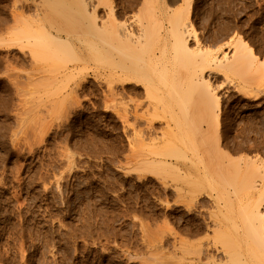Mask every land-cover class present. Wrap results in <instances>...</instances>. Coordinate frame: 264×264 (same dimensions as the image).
<instances>
[{
	"label": "rangeland",
	"instance_id": "obj_1",
	"mask_svg": "<svg viewBox=\"0 0 264 264\" xmlns=\"http://www.w3.org/2000/svg\"><path fill=\"white\" fill-rule=\"evenodd\" d=\"M8 1L0 0V264H204L192 251L208 242V220L248 212L264 193V0L84 1L99 24L111 7L121 21L143 17L152 32L162 23L173 60L155 75L156 99L144 85L118 80L88 42H78L87 59L71 72L69 86L47 82L50 73L28 47L5 43L14 5ZM178 14L189 24L190 49L176 59ZM241 38L257 56L249 72L213 62L205 66L208 85L184 80L201 51L216 58ZM181 137L188 159L166 153L170 139L181 146Z\"/></svg>",
	"mask_w": 264,
	"mask_h": 264
},
{
	"label": "bare ground",
	"instance_id": "obj_2",
	"mask_svg": "<svg viewBox=\"0 0 264 264\" xmlns=\"http://www.w3.org/2000/svg\"><path fill=\"white\" fill-rule=\"evenodd\" d=\"M76 1H79V0H76ZM84 1H87V0H82V2L84 4L83 8H82V6L79 3H77V4H79V6L76 5V3H74V0H14V2H13L14 5L11 7L10 13L8 12V14H10V15L8 17L6 16V18H5V22L7 25V26L5 25L6 29H7L6 30L7 34L5 36V43H7L9 46L17 45V46H21L23 48L28 47L31 55L33 56L32 60L35 61V64H38L39 67L44 69L46 72L48 71L47 73H50L49 76L46 75L45 80L47 79V82L49 80L54 81V82H56V84L58 82V84H57L58 87H65L66 85H68L67 83L70 84V80L73 78L71 72L75 68L78 67V64L83 63L87 59L86 49L83 48V46H81L82 48L80 46H78V42H80V44L81 43L84 44V43L88 42L89 46L93 50H95V49L99 50V55H100V56L98 55L99 56L98 58H100L99 60H101L102 62H106L108 64L110 63V65L113 66V68L115 70L114 76H116V78H118V80H120L122 83L135 82L136 86L137 85H140V86L144 85L143 89L145 90L146 94L148 96H151L153 99H156L155 92H156V90H158L160 88V86H159V80L156 79L157 77L155 75L160 70L164 71V70L169 69L170 64L173 60L172 59L173 57L171 55H168V44L165 40L166 38L164 36V30L162 28V23H161V27H160L161 29H158L157 31L152 32L149 30L150 28L148 29V27L146 26L143 17L132 15L130 18H127V19L121 21V20H118L119 18L117 19L118 15L115 14V10L113 9V7H111V10L108 8L110 10L109 16L107 15L108 19H107V17L103 16L106 19L103 20L101 24H99L97 22L98 21L97 16L93 13V11H91V9H88V7H87L88 4L86 5ZM145 1H148V0H145ZM80 2H81V0H80ZM90 2H92V1H90ZM107 2L111 3V1H109V0H107ZM150 2H148V5ZM108 4L107 5L105 4V5L108 6ZM148 5H145V6H148ZM94 6H96V5H94ZM92 8H94V7H92ZM9 9H10V7H9ZM28 10L31 11L30 15L29 14L27 15ZM154 10L157 12V9H154ZM150 13L153 14V10H152V12L150 10ZM107 14H108V12H107ZM187 14H188L187 18H189L190 14L189 13H187ZM119 16H121V15L119 14ZM149 16H150V14H149ZM103 17H102V19H104ZM153 19H154V17H153ZM0 21H1V19H0ZM154 21H155V19H154ZM158 24L160 25V22ZM2 28H1V30H2ZM172 30H173V36H174L173 47H174V51H175V53H173V54H174V56H176L175 58L177 59L178 56L181 55V52L182 53L188 52L190 49L189 45H188L189 24L187 23V19L185 17H183L182 15L178 14L177 17L173 21ZM84 34L86 35L85 38L83 37ZM87 35H89V36L91 35L92 37L89 38V37H87ZM2 37H3V35H2ZM0 40H1L0 41V44H1V42H3L2 41L3 39H0ZM238 41H239V43L236 45L237 46L236 49H228L223 54L216 56V58H214L213 56L208 54V52H207L208 50L207 51H205V50L201 51L198 55H196V58L194 61L195 64H193V65H195L194 68H192L191 71L188 74H186L188 76H187V78H184V80L186 79V81H187L189 79V83H192L191 84L192 86L193 85L197 86L198 83L199 84L201 83L203 85H205V84L208 85V83L204 82L207 80V76L205 74V69H206L205 66H207L208 64L210 66V65H212L213 62L214 63L216 62L217 64H215V65H217V66L218 65H221V66L224 65L228 68H237L236 70L241 72V73L246 72V71L249 72L252 69L253 65L255 64L257 56L253 52L254 51L253 47H251L247 43L243 42L242 38ZM26 56L28 57V55H26ZM182 56H180V57H182ZM181 59L180 58L178 59V63L181 61H184L183 58H181ZM35 64H32V65L35 66ZM255 66H256V64H255ZM260 68L261 67H259V70H260ZM38 70H39V68H38ZM42 76H40V77L44 79L45 75H44V77H42ZM182 78H183V76H182ZM37 80H40V79L37 78ZM37 80L35 82H38ZM45 80L41 79L39 82L45 81ZM74 80H75V78H74ZM135 83H134V86H135ZM41 85H43V83ZM45 86H47V85L45 84ZM79 86H80V84H79ZM199 87L202 88L203 86H199ZM207 88H205V90L209 91V89H207ZM134 89L136 90V88H134ZM60 90L58 89L57 92H59ZM123 90L125 92L126 88L122 89L121 92L119 91L118 93L122 94ZM199 90H201V89H199ZM199 90H198V92H199ZM57 92H56V94H57ZM200 92L203 93L202 90ZM199 93H197V94L199 95ZM204 93H203V96L206 95ZM68 95H70V93ZM205 97H208V96H205ZM208 99H209V97H208ZM212 99H213V97H212ZM54 100L55 99L51 100L52 103ZM61 100H64V99H61ZM74 101H76V100L74 99ZM212 102H213V104H212V107H213L216 105V102H214V101H212ZM218 102H217V106H218ZM54 103H55V101H54ZM214 103H215V105H214ZM122 107H125V106H122ZM158 107L159 106L155 105L154 109L158 110L159 109ZM126 108H128V107H126ZM215 108H213V109L215 110ZM123 110H124V112L121 111L123 113V114L121 113L122 116H124L125 112L129 109H127V110L123 109ZM148 110H149V108H148ZM205 110L207 111V109H205ZM214 110H212V112ZM186 113L189 114L190 112H186ZM191 113H192V111H191ZM142 114L143 113H141V115ZM203 114H205V113L203 112ZM143 115H145V113ZM153 115L155 116L156 114H153ZM156 116L161 117V115H158V114ZM196 116H198V114ZM216 116L219 119L218 115H215L214 118L216 119ZM119 117H120V114H119ZM195 117H193V118H195ZM125 118L123 117V119H125ZM171 118L173 120H177V122H179L181 120V116H179L177 114L171 115ZM184 118H187V116L185 115ZM148 122L150 124L152 123L150 120ZM192 122H193V120H192ZM195 123H197V122L195 121ZM218 123L216 120L214 121V124H218ZM143 124H145L144 121H143ZM167 125H168V127H170L171 121H168ZM193 125L196 126V124H193ZM145 126H146V124H145ZM142 131H144V130H142ZM154 132H156V131H154ZM183 134H184V132H183ZM137 135H139V134H137ZM156 135H157V133H156ZM202 136L204 137L203 134H202ZM205 136H209V135L206 134ZM137 139H139V138H137ZM139 140H141V139H139ZM139 140H135V141L139 142ZM179 140L181 141V144H182L181 146H179L180 144L177 143L175 138L170 139V141L166 145V148H167L166 153L170 154V155H177V157H181V158L183 157V159H186V158L188 159V157H189L188 152H187V150H185L184 145H183V144H185L187 146L186 143H188V142H186L184 140V138H182V137ZM202 140H201V142H203ZM180 141H178V142H180ZM140 143H141V141H140ZM142 143H145L144 140ZM154 144L157 145V143H155V142H154ZM192 146H193V144H192ZM196 151H197V148H196ZM151 160L148 159L146 161L149 162ZM163 161L166 165L174 167L175 169L177 168L176 170L181 171V167L175 163L177 161L174 162L170 158H166ZM163 161H159V163L163 162ZM152 162L153 161H151V163ZM154 163H155V161H154ZM163 173H165V172H163ZM169 175H171V174H169ZM180 175L182 176V173ZM185 177H187V176H185ZM163 184H164V182H163ZM187 184H188V182H187ZM175 186H173V187H175ZM175 191H176V189H175ZM174 195H176V194H174ZM183 195H185V194H183ZM183 195H181V196H183ZM188 199L189 198H187L186 200L188 201ZM186 200H184V201H186ZM193 202H195V200ZM193 202H192V204H194ZM189 203H191V202H189ZM211 204H213V203H211ZM263 204H264V193H263L261 199H259L258 201L254 202L252 205H250V209H248L249 210L248 212L245 211L246 209L245 210L243 209V211H240V213L238 212L237 214H235L234 212L232 214H230V213H228L229 211H227V212H222V214H220L218 217H216L217 219H214L213 222L212 221L209 222V220H208L207 224L205 225V228L203 227L204 233H205V231L207 233L208 242L205 243V242L199 240L200 242L198 244L199 245L198 248H196L195 251H192V253L193 252H195L194 254L197 253L199 255V258L202 259V261H203V259H206V261L204 260L205 261L204 264H264V206H263ZM187 206L189 207V205H187ZM189 209L191 210V208H189ZM240 210H242V209H240ZM197 220H198V218H197ZM196 223H197V221H196ZM168 224H169V221H168ZM195 225H197V224H195ZM191 228H193V227H191ZM196 228L198 229L197 226H196ZM200 228H202V227H200ZM197 231L202 233L201 230H197ZM211 231L214 232L213 236L212 235L209 236ZM192 232L194 233V231H191L190 233L193 234ZM193 235H195V234H193ZM194 238H195V236H194ZM188 241H189V239H188ZM188 241L186 243H188ZM181 245H183V243ZM179 247H181V246H179ZM191 249H190V252H191ZM181 250H183V248H181ZM183 252H186V251H183ZM185 255H187V254L185 253ZM198 262H192L189 264H199Z\"/></svg>",
	"mask_w": 264,
	"mask_h": 264
}]
</instances>
